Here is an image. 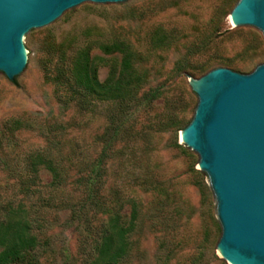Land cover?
<instances>
[{"label":"rangeland","instance_id":"1","mask_svg":"<svg viewBox=\"0 0 264 264\" xmlns=\"http://www.w3.org/2000/svg\"><path fill=\"white\" fill-rule=\"evenodd\" d=\"M224 1L128 0L28 33L24 71L13 81L0 73V208L22 202L31 210L40 228L38 264H91L110 218L129 221L134 204L137 225L121 264H228L216 252L220 238L198 155L179 134L195 96L187 76L264 61L263 34L233 28L227 17L238 0ZM114 42L128 46L134 76L144 80L130 102L81 96L61 84L81 48L120 62L119 52L100 49ZM203 42L207 50L196 52ZM107 73L100 66L99 81ZM156 88L159 97L139 106ZM15 119L28 127L13 135ZM36 151L59 162L60 184L42 167L32 173Z\"/></svg>","mask_w":264,"mask_h":264},{"label":"water","instance_id":"2","mask_svg":"<svg viewBox=\"0 0 264 264\" xmlns=\"http://www.w3.org/2000/svg\"><path fill=\"white\" fill-rule=\"evenodd\" d=\"M128 0H0V73L27 66L28 33ZM233 28L264 36V0H238ZM194 99L180 134L198 155L219 241L228 264H264V61L187 76Z\"/></svg>","mask_w":264,"mask_h":264},{"label":"trees","instance_id":"3","mask_svg":"<svg viewBox=\"0 0 264 264\" xmlns=\"http://www.w3.org/2000/svg\"><path fill=\"white\" fill-rule=\"evenodd\" d=\"M229 0L224 1L227 5ZM234 7V6H233ZM233 9V8H232ZM51 49H55L54 42H49ZM195 48L198 53L207 50L206 43H200ZM103 54L113 55L119 52L123 55L119 62L115 57L110 59L91 57L89 47L79 49L72 57L68 67V76H62L65 82L61 84L75 87L74 93L81 96H91L112 101H131V94L136 93L142 87L144 80L141 76H134L135 69L132 54L125 43L114 42L100 46ZM54 51V50H53ZM100 66L108 68V73L103 82L98 79ZM58 76L56 78L59 82ZM132 92V93H131ZM159 89H153L143 93L138 100L139 106L152 103L160 94ZM136 95V94H134ZM27 122L23 119L11 121V134L27 129ZM57 135L58 131L54 130ZM107 152V146L103 149L101 157L96 161L95 175L89 179L92 186L101 177L100 171L103 167ZM29 163L33 174L38 167L46 169L56 184L61 183V167L57 160L44 152L36 151L29 156ZM90 188V195L92 192ZM90 197V196H89ZM135 203V202H134ZM129 221L125 222L119 214L112 216L107 224L105 232L99 241L96 255L91 264H121L130 247V237L137 225L139 210L134 204ZM35 217L22 202L9 203L0 208V264H38L39 263V229L35 227Z\"/></svg>","mask_w":264,"mask_h":264}]
</instances>
